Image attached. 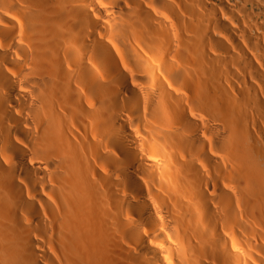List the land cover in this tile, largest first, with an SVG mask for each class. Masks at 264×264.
<instances>
[{
	"label": "bare ground",
	"instance_id": "obj_1",
	"mask_svg": "<svg viewBox=\"0 0 264 264\" xmlns=\"http://www.w3.org/2000/svg\"><path fill=\"white\" fill-rule=\"evenodd\" d=\"M0 264H264V0H0Z\"/></svg>",
	"mask_w": 264,
	"mask_h": 264
}]
</instances>
